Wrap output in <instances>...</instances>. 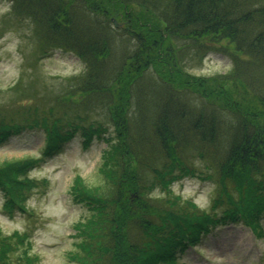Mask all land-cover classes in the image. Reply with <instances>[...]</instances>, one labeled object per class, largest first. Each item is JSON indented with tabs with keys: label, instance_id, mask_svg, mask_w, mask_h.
<instances>
[{
	"label": "trees",
	"instance_id": "trees-1",
	"mask_svg": "<svg viewBox=\"0 0 264 264\" xmlns=\"http://www.w3.org/2000/svg\"><path fill=\"white\" fill-rule=\"evenodd\" d=\"M6 1L13 19L29 22L37 54L68 51L84 67L60 78L59 96L40 110L44 119L0 113V145L33 125L44 156L75 136L85 146L108 141L101 182L87 186L76 175L69 187L89 211L74 225L77 264H178L188 248L201 255L203 239L227 224L263 236L264 0H104L110 8L102 0ZM212 53L230 57V72L192 74ZM8 91L23 99L39 93L23 78ZM189 158L216 176L211 209L223 205L220 213L173 192V182L192 173ZM42 159L0 165L6 211H27L25 193L35 185L27 173ZM155 190L163 195H150ZM2 237L0 264H31L20 255L6 261L13 238ZM13 237L29 242L26 233Z\"/></svg>",
	"mask_w": 264,
	"mask_h": 264
},
{
	"label": "rangeland",
	"instance_id": "rangeland-1",
	"mask_svg": "<svg viewBox=\"0 0 264 264\" xmlns=\"http://www.w3.org/2000/svg\"><path fill=\"white\" fill-rule=\"evenodd\" d=\"M101 2L108 8L113 4L104 0ZM9 9V2L0 0V113L20 112L23 114L18 120L32 118L39 121L44 119L40 110L59 96L60 78L78 74L84 66L80 59L68 51L56 49L45 56L37 54L30 37L29 22L13 19L8 14ZM111 15L114 18L115 15ZM118 20L120 27H124L126 23ZM231 62L226 55L212 53L205 57L201 65L190 71L205 77L227 74L232 69ZM20 78L35 85L39 89L38 95L33 99H23L17 98V93L14 96L7 92L8 87L15 85ZM44 88L54 89L43 92ZM34 107L39 110L38 113L32 110ZM28 111L29 114L26 113ZM106 128L107 133L111 134L112 127L108 123ZM41 132L38 126L33 125L13 134L0 145V165L26 157H44L27 173L28 178L35 182L25 193L24 205L28 212L17 208L13 212L6 211L5 196L0 190V235L13 238L8 240V243H12V251L10 259L6 261L15 260L20 255L29 258L31 264H77L70 257V253L75 250L74 225L88 216L89 211L86 206L72 199L69 187L76 175L87 186L101 182L98 167L108 141L93 138L85 146L75 136L64 143L58 152L44 156ZM187 162L192 173L178 177L172 184L173 192L182 200L192 201L202 210L220 213L223 205L211 209L212 201L217 196L216 176L198 158H189ZM207 175L213 177L206 178ZM150 195L161 197L163 193L155 190ZM131 196L133 199L136 197L134 193ZM262 223L264 229V219ZM17 232L27 234L29 242H25L24 246L18 245L19 242L14 239L13 234ZM201 246V255L189 248L182 254L178 264H264V234L255 238L242 224L216 228L203 239ZM18 261L22 263V259Z\"/></svg>",
	"mask_w": 264,
	"mask_h": 264
},
{
	"label": "water",
	"instance_id": "water-1",
	"mask_svg": "<svg viewBox=\"0 0 264 264\" xmlns=\"http://www.w3.org/2000/svg\"><path fill=\"white\" fill-rule=\"evenodd\" d=\"M112 21L114 22V24H115L116 27H119L120 26V24L116 23V21L114 19Z\"/></svg>",
	"mask_w": 264,
	"mask_h": 264
}]
</instances>
